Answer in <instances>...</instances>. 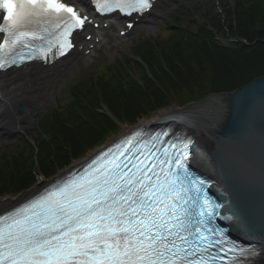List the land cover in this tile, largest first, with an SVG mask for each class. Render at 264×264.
I'll return each instance as SVG.
<instances>
[{
	"label": "snow or ice",
	"instance_id": "snow-or-ice-1",
	"mask_svg": "<svg viewBox=\"0 0 264 264\" xmlns=\"http://www.w3.org/2000/svg\"><path fill=\"white\" fill-rule=\"evenodd\" d=\"M154 4L95 0L98 12L126 17ZM0 10V73L54 63L91 23L62 0H0ZM168 136L134 131L0 215V264H253L264 249L238 243L214 224L222 205L189 169L192 140L162 138Z\"/></svg>",
	"mask_w": 264,
	"mask_h": 264
},
{
	"label": "trees",
	"instance_id": "trees-1",
	"mask_svg": "<svg viewBox=\"0 0 264 264\" xmlns=\"http://www.w3.org/2000/svg\"><path fill=\"white\" fill-rule=\"evenodd\" d=\"M171 23L139 40L130 56L108 62L67 87L65 99L38 122L27 147H0V193L17 195L39 174L50 177L118 131L101 107L134 124L172 104L232 91L264 75V0H236L226 20ZM230 34L223 44L216 35ZM235 35V36H234Z\"/></svg>",
	"mask_w": 264,
	"mask_h": 264
},
{
	"label": "water",
	"instance_id": "water-1",
	"mask_svg": "<svg viewBox=\"0 0 264 264\" xmlns=\"http://www.w3.org/2000/svg\"><path fill=\"white\" fill-rule=\"evenodd\" d=\"M168 113L188 116L203 129L210 177L222 187L211 192L224 204L231 234L264 237V75Z\"/></svg>",
	"mask_w": 264,
	"mask_h": 264
},
{
	"label": "rangeland",
	"instance_id": "rangeland-1",
	"mask_svg": "<svg viewBox=\"0 0 264 264\" xmlns=\"http://www.w3.org/2000/svg\"><path fill=\"white\" fill-rule=\"evenodd\" d=\"M235 1L236 0H167V5L162 12V18L156 19L150 29L147 30L143 27L139 28V26L142 25L141 24L137 26L136 29H134L131 35L127 36L120 43H113L111 45L104 44L100 46L97 50H95L86 59L78 57L73 66L62 71V73L58 77V83L55 85V87L49 86V83L46 84V82L37 86L36 87L37 94L35 97L36 99L34 100L32 99V101L31 100L26 101V112L32 114V118L28 120L27 123L25 124L24 127L25 133L24 134L19 133L18 135H15L12 138L3 137V139L0 140V146L5 145L8 147V149L16 150V151L21 150V148L23 147H27V143H25V141H30V140L32 141V138L34 139L38 137V135L40 134L38 129V122L42 119L44 115H46V113H48L54 107H56L58 101H61L65 97L63 93L69 82H71L77 77L88 76L94 71H97L99 68H101L102 64L107 63L106 62L107 60L112 61L114 58L120 60L126 59L139 39L146 36L154 35L157 32L158 27L162 29L165 23L167 22L171 23L172 18H174L177 15V13H181V17H180L181 21L191 22L193 24L195 20L205 23L210 21L212 22L214 21L215 15L217 13L220 15H226L229 7L234 5ZM73 2L77 3L76 0H73ZM112 31L117 32V28H112ZM216 37L224 41L225 39L230 40V38H232L233 36L230 37V34L228 33L226 34V36H224L222 33H219L216 35ZM36 100L39 101L38 103H42V102L45 103L44 104L42 103L43 105L41 106V108L36 107V105L38 104ZM19 106H23L25 111V106L23 104L18 105L16 107V110ZM168 109L170 108H166V109L164 108L155 111L153 114L149 115L148 117L140 119V121L137 124L139 125L149 122L152 123V121L155 120V117L157 119L159 113H161L162 111H166ZM175 109L178 108L175 107ZM111 120L118 126V131L113 133L108 139H106L103 145L99 146L96 149L90 150L87 153L86 157L92 155L97 150H99L100 148L104 147L106 144L116 139L118 136L122 134V132L125 129L129 130L130 126L134 124L133 122L119 118L118 120L124 122V124H127L120 128V126L115 120L113 119ZM73 162L74 163L72 165H74L79 161L78 159H76ZM71 166L62 169L59 172H64V171L66 172ZM198 166L202 170H204L203 167L199 165V162H198ZM59 172L56 171L55 175H53L47 180L54 179L59 174ZM39 178L40 180L45 179L43 176H40ZM35 186L36 184H34L29 189L22 191L17 195L6 194L7 196H3L1 198H3V201L11 198L13 199L18 198L19 196L30 192L32 189H34ZM262 261H264V255L260 262Z\"/></svg>",
	"mask_w": 264,
	"mask_h": 264
},
{
	"label": "bare ground",
	"instance_id": "bare-ground-1",
	"mask_svg": "<svg viewBox=\"0 0 264 264\" xmlns=\"http://www.w3.org/2000/svg\"><path fill=\"white\" fill-rule=\"evenodd\" d=\"M166 5L167 0H159L156 5L157 11L159 13H162ZM155 20V17H150L144 22L142 21L141 23L143 24L139 26V28L143 27L148 30L154 24ZM114 42L120 43L121 39L119 37H116L111 41V43ZM68 57L61 59L60 62H58L56 65L51 66L50 68H42L40 66H36L34 63H31L25 67L12 69L9 70L8 73H2L0 75V81H2L3 83L6 96V100L2 104L3 106L1 107L0 114V140H2L3 137L12 138L15 135L19 134V130L24 129L27 121L32 118V114L26 112V101H32V99H36V87L45 82L46 84L49 83L51 87H55V85L58 83V77L62 73V71L72 66L77 59V55H72L71 57L73 58ZM36 102L38 103L39 101L36 100ZM42 103L44 104L45 102ZM42 103H38L36 107L41 108V106L43 105ZM17 104H23L25 106V111L18 112L16 110ZM174 110L177 109L170 108L166 111H162L157 119L165 120L167 118L173 117L192 125L197 131L198 143L197 156L195 157L194 163L198 166L199 162V165L203 167V169L207 171L209 175H213L214 170L205 149L203 129L188 116L168 113ZM157 119L155 117V121ZM127 132V130H124L122 134H125ZM48 181L49 180L47 179L40 180V182L36 184L34 189L19 196L18 198H11L8 200L0 201V213L17 205L18 203L29 197L32 193L39 191L48 183ZM258 241L261 242V244L264 246V237L259 236ZM260 264H264V261L260 262Z\"/></svg>",
	"mask_w": 264,
	"mask_h": 264
}]
</instances>
